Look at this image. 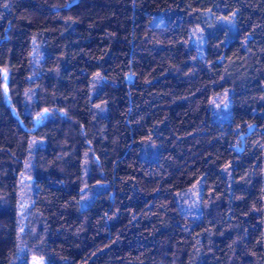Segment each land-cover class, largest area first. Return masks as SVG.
I'll use <instances>...</instances> for the list:
<instances>
[{
	"label": "trees",
	"instance_id": "16d2710c",
	"mask_svg": "<svg viewBox=\"0 0 264 264\" xmlns=\"http://www.w3.org/2000/svg\"><path fill=\"white\" fill-rule=\"evenodd\" d=\"M263 230L264 0H0V264H264Z\"/></svg>",
	"mask_w": 264,
	"mask_h": 264
},
{
	"label": "rangeland",
	"instance_id": "374dc122",
	"mask_svg": "<svg viewBox=\"0 0 264 264\" xmlns=\"http://www.w3.org/2000/svg\"><path fill=\"white\" fill-rule=\"evenodd\" d=\"M263 235H264V230H263ZM41 260H42V257H38L37 258V262H38V264L41 262ZM36 261H35V263H37Z\"/></svg>",
	"mask_w": 264,
	"mask_h": 264
}]
</instances>
